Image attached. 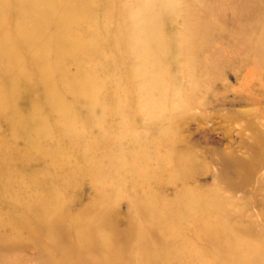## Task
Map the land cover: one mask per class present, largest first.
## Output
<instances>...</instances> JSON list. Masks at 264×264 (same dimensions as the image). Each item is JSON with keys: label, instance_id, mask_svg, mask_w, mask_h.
Here are the masks:
<instances>
[{"label": "bare ground", "instance_id": "6f19581e", "mask_svg": "<svg viewBox=\"0 0 264 264\" xmlns=\"http://www.w3.org/2000/svg\"><path fill=\"white\" fill-rule=\"evenodd\" d=\"M118 1L0 0V264H180V258L187 256L188 264H209L205 254L175 251L185 243L178 231L184 225L174 224L171 232H165L162 226L170 223L172 215L160 214L151 227L153 220L145 214H155L158 206L144 201L145 194H128L140 218L119 228L112 214L113 196H122L127 182L125 171L147 180L146 174L158 164L146 161L145 136L125 131H134L135 118L157 125L165 115L170 128L158 127L159 135L171 147L179 110H190L198 100L197 91L180 96L183 84L177 85L171 72L184 53H174V46L203 50L211 31L221 30L202 16L195 26L167 35L166 24L193 18L177 0H133L123 6ZM107 65L114 73L107 80L94 79ZM122 70L123 77L115 75ZM185 74L191 86L196 75H189V69ZM136 78L141 79L138 93ZM169 97L177 101L167 104ZM81 100L88 104L84 118L75 114ZM106 101L112 104L108 118ZM250 101L256 106L252 110L231 109V119L243 121V129L250 131L252 142L242 139L248 156L231 152L220 156V162L239 176L240 185L253 180L262 185L264 129L258 119L264 118V107L260 100ZM172 104L178 112L169 109ZM126 147H132L130 165L122 155ZM164 161L169 166L175 158ZM191 165L185 159L184 172ZM88 179L95 195L78 215H72L64 207V196L78 186L82 189ZM66 201L75 202V197ZM207 201L183 195L179 205L186 204L200 215L208 211L219 215L221 199ZM94 209L98 210L91 212ZM192 211L183 217H191ZM200 215L197 229L220 234L213 220ZM241 252L239 248L225 262L249 264Z\"/></svg>", "mask_w": 264, "mask_h": 264}, {"label": "rangeland", "instance_id": "374dc122", "mask_svg": "<svg viewBox=\"0 0 264 264\" xmlns=\"http://www.w3.org/2000/svg\"><path fill=\"white\" fill-rule=\"evenodd\" d=\"M132 1L119 0L118 4L123 6ZM177 5L179 8H186L193 18L187 22L181 17L173 26L166 24L167 35L172 31H181L186 25L195 26L194 22L200 21L202 16L212 19L221 32L211 31L203 50L192 48L190 51L189 46H174V53H184L178 55L179 65L171 72L177 85L183 84L180 87V96H188L197 91L198 100L192 97L194 101L191 109L179 110L180 117L174 123L172 141H169L172 146L167 147L159 135L158 127L162 130L170 128V120H165V115L157 125L147 124L141 118H135L136 126L132 127L134 131H125L126 134H143V147L148 151L146 161L155 160L158 164L155 171L146 174L150 175L147 180L137 174L132 177L130 172L125 171L124 178L127 182L121 188L123 195L113 196L116 204L113 208V222L123 228L130 219L140 218L130 202L132 197L145 194L142 198L144 201L155 202L158 206L155 214H145L153 220L150 222L151 227L162 213L172 215L169 218L170 223L162 226L165 232H171L174 224L183 223L184 227L178 231L185 243L175 250L177 253H202L209 264L217 261L230 264L229 259L225 262L226 258L242 248L241 255L250 262L249 264H264V183L261 185L259 181L253 180L246 185H240L239 176L230 173L220 162V156L231 155V152L243 157L248 156L242 139L252 142L250 131L243 129V121L231 119V109L242 112L252 110L256 106L251 104L250 100H260L264 107V47L260 54L256 53L259 47L264 46V0H177ZM98 19L102 20V15ZM199 36L196 34L195 38L198 40ZM102 40H105V37ZM105 52L110 54L108 47ZM186 55L191 62L186 60ZM188 69L189 75H196L191 86L187 82L188 75L185 74ZM116 72L115 75H125L124 70ZM110 73L114 72L111 66L107 65L93 78L107 80ZM140 80L136 78V93ZM106 87L110 88L111 85L107 84ZM211 100L217 102L211 106ZM174 101H177L176 97H169L166 103ZM107 102L105 118L109 117L106 114L112 107V104ZM87 106V102L81 100L75 114L84 118L88 113ZM177 107L172 104L169 109L174 108L178 112ZM98 113L101 111L98 110ZM125 115H129L128 109ZM258 121L264 129V118L259 117ZM131 151L132 147H126L122 151V155L128 158V165L133 161ZM170 157L175 158V162L168 166L164 159ZM185 159H189L192 165L184 172ZM143 168L147 169L144 166ZM90 181L88 179L82 189L78 186L76 190L73 188L69 195L64 196V207L72 215H78L81 210L79 208L95 195ZM146 183L151 184L148 186L149 190L144 186ZM183 195L195 201L202 198L204 203L215 197L221 199V211L219 215L209 211L200 215L198 210H193L186 204H182L180 208ZM71 196L75 197V202L66 201ZM101 205L104 203L98 205V209ZM98 209L91 212L94 213ZM188 211H192L191 217H183ZM197 214L204 219L213 220L220 234L197 229L201 221L197 220ZM66 219V225L72 227L67 217ZM190 258H180V264H188ZM231 264L235 263L231 261Z\"/></svg>", "mask_w": 264, "mask_h": 264}]
</instances>
